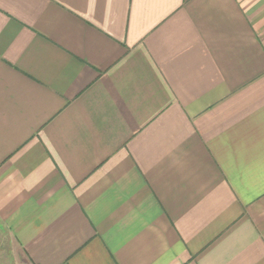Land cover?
I'll return each mask as SVG.
<instances>
[{
	"label": "crops",
	"instance_id": "0c3cea01",
	"mask_svg": "<svg viewBox=\"0 0 264 264\" xmlns=\"http://www.w3.org/2000/svg\"><path fill=\"white\" fill-rule=\"evenodd\" d=\"M0 264H264V0H0Z\"/></svg>",
	"mask_w": 264,
	"mask_h": 264
}]
</instances>
